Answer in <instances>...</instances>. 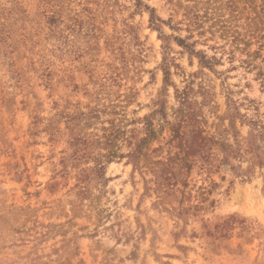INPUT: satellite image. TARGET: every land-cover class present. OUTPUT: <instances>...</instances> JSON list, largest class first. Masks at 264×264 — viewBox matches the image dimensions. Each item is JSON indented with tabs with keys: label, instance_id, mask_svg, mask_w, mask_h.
<instances>
[{
	"label": "rangeland",
	"instance_id": "rangeland-1",
	"mask_svg": "<svg viewBox=\"0 0 264 264\" xmlns=\"http://www.w3.org/2000/svg\"><path fill=\"white\" fill-rule=\"evenodd\" d=\"M140 1L0 0V264H264V0Z\"/></svg>",
	"mask_w": 264,
	"mask_h": 264
},
{
	"label": "trees",
	"instance_id": "trees-1",
	"mask_svg": "<svg viewBox=\"0 0 264 264\" xmlns=\"http://www.w3.org/2000/svg\"><path fill=\"white\" fill-rule=\"evenodd\" d=\"M139 4H141V1L137 0V5L139 6ZM149 12H150V22H152V24H153V22H154L153 21L154 20L153 9H150ZM184 16L186 17V19H184L183 22L180 21V23H182V25H184V30L186 31L187 34L184 37H174L176 42L179 45H181L189 54L196 55L198 57L199 63L201 65L208 66L209 68H212V64H214V61L217 60L216 57L214 55L208 56L205 53V51L200 50V49L199 50L196 49L195 48V44L198 43L199 41L197 39H193L194 38V34H195L194 31H196V33L199 34V32H201L202 29H203V28H201V25H202L201 24V19L202 18H200L202 16H200L198 13H195V12L190 11V10H187ZM204 16H205L204 17L205 19H209L210 17L214 16V13H209V14L206 13ZM214 18H213L214 26H217L219 31L221 29L220 33L225 35L227 33L228 29H226L225 26H222V25L218 26L217 25L218 23H217V21ZM177 28L180 29L181 27L177 26ZM230 35L232 36L230 43L233 42V41H238L239 38L236 35H233V34H230ZM213 48H215V47H213ZM221 50H222V52L226 51L225 48H221ZM228 54H230V51L228 52ZM166 72L167 71H165V73ZM88 112H89V114L96 115L97 110H96L95 107L94 108L91 107V108H89ZM80 114L81 115H87L86 113H82V112H80ZM70 119H72V118L70 117ZM110 123H111V125H110L109 133H108L107 136H110L111 139L117 138L118 137L117 134L120 132V128L113 121L110 122ZM251 124L253 126H255L254 130L257 132L255 135H258L259 137L264 138V133H262L258 129L259 126H257V123L252 122ZM145 129H146V132L148 131V135L143 137L140 140V142L138 144H136L135 149L130 151L127 156H129L131 158H134L135 155H136V152L138 151V149H139V147L141 145V143H143L147 139V137L150 136V134L153 132L152 129H150V128L146 127ZM111 139H110V141H111ZM263 141H264V139H263ZM115 154H116V150L110 149V153L108 154L107 157L112 158V157L115 156Z\"/></svg>",
	"mask_w": 264,
	"mask_h": 264
}]
</instances>
